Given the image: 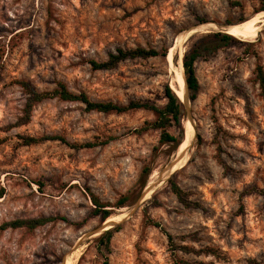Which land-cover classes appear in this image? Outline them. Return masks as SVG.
<instances>
[{"label":"rangeland","instance_id":"obj_1","mask_svg":"<svg viewBox=\"0 0 264 264\" xmlns=\"http://www.w3.org/2000/svg\"><path fill=\"white\" fill-rule=\"evenodd\" d=\"M262 9L264 0H0V264H264V195L252 192L264 190V87L257 79L264 28L197 60L199 96L191 102L188 91L180 124L168 130L180 144L164 143L160 130L133 132L156 121L150 111L105 114L57 98L37 104L24 124L28 95L18 84L52 92L62 83L93 102L164 108L176 68L185 72L186 52L223 27L263 17ZM204 24L219 30L177 45ZM137 48L167 56L126 60L112 70L90 64ZM189 121L193 146L164 176L186 144ZM43 136L73 145L110 142L92 149L24 144V137ZM170 179L202 208L180 204ZM151 182L155 189L142 199ZM94 197L121 221L109 248L98 242L107 220L94 214ZM49 217L58 220L4 229Z\"/></svg>","mask_w":264,"mask_h":264},{"label":"trees","instance_id":"obj_2","mask_svg":"<svg viewBox=\"0 0 264 264\" xmlns=\"http://www.w3.org/2000/svg\"><path fill=\"white\" fill-rule=\"evenodd\" d=\"M264 11V9H262ZM244 23V22H243ZM238 42V39L235 37L223 34V33H216L210 34L206 37L202 38L199 42L195 43L188 52H186L183 64L186 76L187 87L189 90V99L191 102H195L199 96L200 92V83L197 77L195 63L201 57H205L207 55H211L215 53L222 45H232ZM166 57L167 52H162L157 49H145V48H137L135 50H123L118 49L116 53H111L109 58L106 62L97 63L92 61L90 64L92 65L94 70H112L117 67V65L126 60H134V59H149V58H156V57ZM257 79L262 87H264V72L261 67L258 69ZM18 84L24 89L25 93L28 95V100L25 108V123L27 124L30 121L31 113L33 108L45 101L50 99H60L66 102H81L86 105L88 111H97L100 113L105 114H124L130 111L135 110H147L155 114L156 121L153 123H146L142 128L133 131L135 134H142L144 132H148L151 129L160 130L162 132V141L164 143H178L180 144L178 138L174 137L169 133V128L173 125V123L180 124L181 118L183 115L184 104L179 99L178 95L169 87H166V97L168 99V103L164 108L158 107L156 105H152L150 103H141V102H132L127 106H120L113 102L108 103H99L91 101L87 95L85 94H74L66 87L64 84H59L58 87L52 92H39L34 89L29 83L25 81H20ZM24 144L26 146L37 145L40 143L48 142V141H60L63 144L68 145L74 149H92L97 146H104L107 145L110 140L104 143H86L83 145H73L70 144L66 139L60 136H43L41 138L36 137H24ZM171 190L173 194L176 196L178 202L182 204L184 207L189 209H201L202 206L200 203L192 201L189 198V195L173 180L170 179L169 181ZM252 192H258L264 195V190L253 189ZM4 192H0V198L3 197ZM128 197H124L119 206H124L128 202ZM94 205L96 206L95 215L100 216L102 221L105 222L108 220L111 215L113 214L111 210H106L108 206L102 205L97 198H93ZM58 218H36V219H29V220H17L12 223L6 224L4 229L8 228H28L30 230L37 229L41 226H44L48 223H51ZM61 220L65 222H69L66 218H62ZM154 226L158 227L159 224L155 223L153 220L149 221ZM116 229H111L103 234L99 239L98 242L101 245H104L106 248L110 247V243ZM170 244L173 243L172 235H168ZM175 246V245H173ZM183 250L186 252H190L191 249L188 247H184ZM207 254L215 255L214 251H210ZM108 264V263H105ZM187 264V263H186ZM198 264H207V263H198Z\"/></svg>","mask_w":264,"mask_h":264},{"label":"bare ground","instance_id":"obj_3","mask_svg":"<svg viewBox=\"0 0 264 264\" xmlns=\"http://www.w3.org/2000/svg\"><path fill=\"white\" fill-rule=\"evenodd\" d=\"M262 28H264V16H258L256 18H254L250 23L248 24H243V25H235V26H228V27H223V31L228 33L229 35L235 37V38H243V39H255L258 34L261 32ZM214 31V30H219L218 26L214 25V24H204L200 27H197L194 30H191V32L188 33H184L182 35H180V38L178 39V43L177 45H182L188 35H193L195 33L198 32H209V31ZM177 47V46H176ZM183 52V51H182ZM173 53H171L170 56V60H173ZM177 56L180 59V64L182 63V56L183 54L180 53V51H178ZM177 57V58H178ZM176 78H175V83H172V89L175 91V93L178 95L179 99L185 104L188 105V91L187 87H186V82H185V72H183L182 68L179 70L178 68H176ZM191 121V120H190ZM188 122L186 125V132H185V141L186 144H184L183 147L180 148L179 153H184L188 151L189 148H191L193 140H194V136H195V125H193L194 122ZM183 165V164H182ZM185 166V165H184ZM177 166L175 165L173 170L176 168ZM168 177V176H167ZM166 179V178H165ZM156 181V180H154ZM154 182H151L147 191V195L146 198H149L153 192V190L155 189V187L153 186ZM146 190V189H145ZM120 217V216H119ZM119 218H110L106 221L105 223V227L107 229H110L108 227H110L111 225L113 226V224L115 225L119 220ZM126 219V218H123ZM121 222V221H119ZM118 222V223H119ZM71 260V259H70ZM70 260H67L65 264H72L70 262Z\"/></svg>","mask_w":264,"mask_h":264},{"label":"water","instance_id":"obj_4","mask_svg":"<svg viewBox=\"0 0 264 264\" xmlns=\"http://www.w3.org/2000/svg\"><path fill=\"white\" fill-rule=\"evenodd\" d=\"M221 33H223V34H228V33H226V32H221ZM229 35V34H228ZM187 37H188V34H187ZM171 89H172V87H170ZM173 90V89H172ZM174 91V90H173ZM175 92V91H174ZM176 94V93H175ZM187 97H188V95H187ZM182 102V101H181ZM183 103V102H182ZM184 104V103H183ZM187 106V105H186ZM184 155H185V152L184 153H179V156H178V158L174 161V162H172L165 170H164V176H169L177 167H178V165L182 162V160H183V158H184ZM177 166L174 170H173V168H174V166ZM147 191H148V189L145 191V193L143 194V198L142 199H145L146 198V195H147ZM110 229H107V228H104V230H106V231H109V230H111L112 228H113V226L111 225L110 227H109Z\"/></svg>","mask_w":264,"mask_h":264}]
</instances>
